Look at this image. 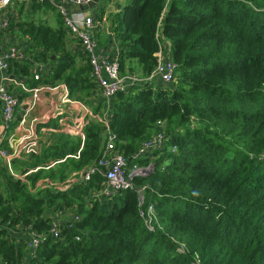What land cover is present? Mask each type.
<instances>
[{"label": "trees", "instance_id": "16d2710c", "mask_svg": "<svg viewBox=\"0 0 264 264\" xmlns=\"http://www.w3.org/2000/svg\"><path fill=\"white\" fill-rule=\"evenodd\" d=\"M31 1L32 14L54 8ZM107 1L114 0L101 2L96 21L104 20ZM115 1L107 18L110 34L97 31V39L104 46L117 42L122 74L142 80L130 81L110 100L98 92L86 54L69 48L60 14L58 27L43 17L10 20L12 29L29 37L35 61L48 66L31 86L65 83L78 100L92 94L105 120L90 121L84 139L55 135L41 153L14 159L24 174L40 167L23 179L3 166L0 261L264 264V0ZM161 47L177 64L170 84L152 77ZM20 65L13 64L14 72L31 73V63L15 69ZM159 121L166 124L165 146L135 158L160 130ZM109 133L129 166H154L133 178L136 187H144L143 204L136 189L106 193L100 172L65 188L34 190L42 178L64 182L95 166ZM150 204L148 221L141 210ZM68 210L55 237V215ZM19 227L43 235L34 251L17 235Z\"/></svg>", "mask_w": 264, "mask_h": 264}, {"label": "built area", "instance_id": "2783aa9c", "mask_svg": "<svg viewBox=\"0 0 264 264\" xmlns=\"http://www.w3.org/2000/svg\"><path fill=\"white\" fill-rule=\"evenodd\" d=\"M28 1L30 0H0V117L2 119V140L6 141V145L0 147V158L5 161L8 171L13 176L22 179L40 168L30 169L25 174L20 175L16 172L13 161L24 155L39 154L42 151L41 143L38 140V117L34 115L41 92L61 88L63 89V93H65L62 97V102L67 103L71 101L69 89L65 83L29 86L27 83L13 76V64L26 60L28 55L24 47L13 39V36H11L12 38H10V42L7 44L6 38L2 34L10 26L8 13L11 11V8L9 6L14 3H26ZM39 1L49 2L61 15L64 28L69 37V42H71L70 39L72 37L78 45L77 49L73 47V50H81L84 52L92 65V75L98 85L102 98L110 100L116 93L127 90L130 84H132L130 81L137 82L142 80L133 74H122L118 59L120 47L117 42L114 41L108 46L99 43L96 32L101 31L103 22L96 21L95 15L89 9L94 4H98L101 8L100 2L96 4L95 2L97 0ZM83 7H86L85 9L88 10H83ZM108 33L110 34V30ZM157 56L158 63L152 77L159 78L162 83H172L176 78L177 64L170 58L165 47H161ZM40 76L39 73H36L35 79H40ZM11 83L20 87L22 92L30 93L31 102L25 109L21 107L19 95L11 91ZM95 100L98 101V99ZM158 125L160 126V130L142 144L138 152L134 155L135 158H139L141 155L165 146L169 138L165 133L166 124L164 121H159ZM84 135L83 137L85 138ZM175 150L176 147L174 146L172 151ZM53 165L55 163L45 168H50ZM153 169L152 164L140 166L136 163L133 166H129L125 154L114 149L113 135L109 133V142L98 163L89 168L80 179L83 181L88 180L93 174L100 172L107 181L108 189L106 193L109 194L112 191L122 189H136L139 192L141 204H143L144 187H136L133 178L136 175L149 174ZM153 213V204H150L148 209L141 210L143 217L147 214L149 215L148 221L151 220ZM60 214L62 213L60 212ZM56 215L51 233L55 237H58L63 222L59 218L60 215ZM148 225L153 229L150 222H148ZM19 230L20 227L18 228ZM18 231L14 232L17 233ZM14 232L12 231L13 234H15ZM17 235L28 239V247L32 251L38 247L43 238L42 234L37 233L29 227L26 229V232L19 231Z\"/></svg>", "mask_w": 264, "mask_h": 264}, {"label": "crops", "instance_id": "0c3cea01", "mask_svg": "<svg viewBox=\"0 0 264 264\" xmlns=\"http://www.w3.org/2000/svg\"><path fill=\"white\" fill-rule=\"evenodd\" d=\"M98 2H102V0H97L95 2L96 4ZM24 3V2H23ZM30 2L24 3V9H31V5H27ZM21 5V3H14L13 5L9 6L11 8V11L8 13L9 20H21V7H18ZM86 8V7H85ZM84 7L82 8L83 10H88L85 9ZM56 11L57 14L59 12L53 8V9H48V10H39L41 13L42 19H46L47 17L46 14L49 11ZM50 11V14H51ZM89 11L92 12L93 15H96L100 11V6L99 5H93ZM112 10L107 11L106 15L104 16L103 24L101 27V31L103 32L102 34L106 35L108 34L110 24L107 20L109 17L110 13ZM45 14V16H44ZM29 15V13H28ZM59 25V24H58ZM19 30V31H18ZM21 31L19 27H17V31H14L11 26H9V29L6 30L2 36L6 38V43L8 44L10 42L11 36H13L16 41L20 40L21 38L27 41L21 42L18 41V43L24 47L28 58L24 61L17 62L22 65V63H31V73L29 75H23L21 72H13V76L17 77L18 79L22 80L23 82L27 83L29 86H31L34 83L35 80V74L39 73L42 76L45 75L46 71L48 70V66L44 64H39L35 61L34 59V49L31 41H29L28 36H22ZM10 34V35H9ZM71 42H69V48L77 49L78 45L76 44L75 40L71 37L70 39ZM20 67H16L15 69L19 68V71L21 69ZM14 71V68H13ZM40 85V84H39ZM38 86V85H37ZM11 91L18 94L21 102V107L22 109H25L27 106H29L31 102V95L30 93L22 92V89L20 87H17L16 85H13L11 83L10 85ZM99 92V90H98ZM65 93H63V89H55V90H46L41 92L39 96V100L37 102L36 109L34 111V115L38 117L37 121V129H38V140L41 143V150L53 143L56 140L55 135H60V134H65L69 136H75V137H81L82 139L84 138V128L85 126L92 120H103V114L101 115L100 113H97L95 111V99L96 96H93L90 94L86 99L78 100L70 96L71 101L64 103L62 102V97L64 96ZM85 136V135H84ZM6 145V141L2 140V119L0 117V147H4ZM29 155H24L20 157L21 159H26L28 158ZM3 166H6L5 161L0 158V175H1V170L3 169ZM18 174H23L22 170L20 168L15 169ZM84 173L81 175L79 174L80 177H78L77 173L74 172L64 182H59V181H52L50 178H42L38 180L35 183L34 190H37L38 188H43L47 186H57L60 188H65L68 184L71 182H74L80 178H82ZM1 178V176H0ZM36 187V188H35ZM62 214H57L56 216H59L60 220L64 222L66 218H68L71 215V212L68 210L66 212H61ZM0 264H5L3 261H0Z\"/></svg>", "mask_w": 264, "mask_h": 264}, {"label": "rangeland", "instance_id": "374dc122", "mask_svg": "<svg viewBox=\"0 0 264 264\" xmlns=\"http://www.w3.org/2000/svg\"><path fill=\"white\" fill-rule=\"evenodd\" d=\"M103 1V0H102ZM28 2H30V3H28L27 5L29 6V5H31L32 4V1L30 0V1H28ZM27 3V2H26ZM107 11H110V10H113L114 9V7H115V4H116V1L114 0V1H111V3H110V1H107ZM23 4V5H22ZM21 5H22V8H23V10L21 11V21H30V20H34V21H39L42 17H41V13L39 12V11H37V12H35V13H33L32 14V11L33 10H31L30 8L29 9H27V10H25L24 9V5L26 6V4H24L23 2H21ZM21 5H19L18 7L20 8V6ZM98 5V4H97ZM51 11V10H50ZM50 11L46 14V16H45V14H44V16L45 17H47L46 19H43L44 21H46L47 20V22L52 26V27H58V24H59V22H58V14L56 13V11H51V14H50ZM28 13H29V15H28ZM103 22V21H102ZM13 30L14 31H17V27H14L13 28ZM103 33V32H102ZM23 37H24V34L23 33H20ZM10 35V34H9ZM18 41H21V42H25V41H27V40H25V38L24 39H20V40H18ZM137 65V64H136ZM137 68H138V66H136ZM16 169V168H15ZM0 180H1V178H0ZM2 189L3 188H0V193L2 192Z\"/></svg>", "mask_w": 264, "mask_h": 264}, {"label": "water", "instance_id": "95a60500", "mask_svg": "<svg viewBox=\"0 0 264 264\" xmlns=\"http://www.w3.org/2000/svg\"><path fill=\"white\" fill-rule=\"evenodd\" d=\"M153 168H154V166H153Z\"/></svg>", "mask_w": 264, "mask_h": 264}]
</instances>
